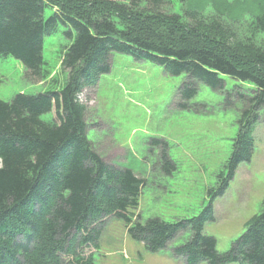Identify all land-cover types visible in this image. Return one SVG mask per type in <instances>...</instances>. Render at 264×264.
<instances>
[{"label": "trees", "instance_id": "16d2710c", "mask_svg": "<svg viewBox=\"0 0 264 264\" xmlns=\"http://www.w3.org/2000/svg\"><path fill=\"white\" fill-rule=\"evenodd\" d=\"M167 2L0 0V57H14L27 80L47 84L42 92L0 99V264H95L93 254L77 247L97 241L99 229L91 227L107 216L122 220L129 237L149 253L191 232L175 248L186 264H264V211L226 251H218L216 238L204 232L213 220V200L225 193L237 166L250 161L252 131L264 110V0H178L179 17L167 12ZM206 6L214 14L206 15ZM45 8L52 10L47 17ZM60 28L67 42L59 76L52 75L42 51L44 37ZM113 52L185 75L188 81L178 90L183 107L199 83L216 91L224 89V77L253 85L208 204L191 218L133 222L145 180L130 168L108 166L88 138L78 95L109 71ZM46 113L52 118L43 119ZM162 156L161 170L170 175L175 164Z\"/></svg>", "mask_w": 264, "mask_h": 264}, {"label": "rangeland", "instance_id": "374dc122", "mask_svg": "<svg viewBox=\"0 0 264 264\" xmlns=\"http://www.w3.org/2000/svg\"><path fill=\"white\" fill-rule=\"evenodd\" d=\"M166 5L167 12L180 15L178 0H168ZM214 10L206 6L205 13L211 15ZM51 12L45 8L44 16ZM174 31L179 36L186 34ZM66 42L63 28L44 37L42 55L52 75L60 76V51ZM109 64V71L78 95L86 108L87 135L95 152L108 166L130 168L145 180L138 207L132 210L133 222L150 217L166 222L191 218L208 204L209 191L216 185L237 134L239 115L255 94L253 85L224 77V89L216 91L199 83L196 95L183 107L178 90L188 81L185 75L172 76L156 63L115 52ZM45 84L27 80L23 64L14 57H0V99L45 91ZM52 116L46 113L43 119ZM252 136L250 161L237 166L225 193L213 200V220L204 227L206 234L216 238L220 252L228 250L264 211V110L259 112ZM163 153L175 164L170 175L161 170ZM127 227L122 220L107 216L102 224L91 227L99 229L97 241L78 246L77 252L93 254L95 264H186L175 248L191 232H181L164 249L149 253L143 242L129 237Z\"/></svg>", "mask_w": 264, "mask_h": 264}]
</instances>
